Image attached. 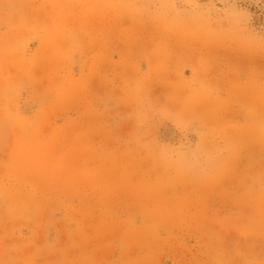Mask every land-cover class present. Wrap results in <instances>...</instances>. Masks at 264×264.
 <instances>
[{"label": "rangeland", "instance_id": "obj_1", "mask_svg": "<svg viewBox=\"0 0 264 264\" xmlns=\"http://www.w3.org/2000/svg\"><path fill=\"white\" fill-rule=\"evenodd\" d=\"M0 264H264V0H0Z\"/></svg>", "mask_w": 264, "mask_h": 264}]
</instances>
